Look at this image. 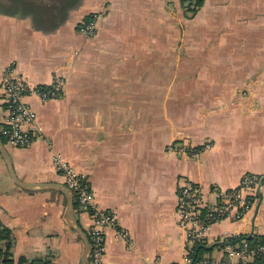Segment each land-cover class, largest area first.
<instances>
[{
  "label": "crops",
  "instance_id": "crops-1",
  "mask_svg": "<svg viewBox=\"0 0 264 264\" xmlns=\"http://www.w3.org/2000/svg\"><path fill=\"white\" fill-rule=\"evenodd\" d=\"M92 17L95 32H82ZM10 68L34 85L62 83L58 97H26L41 127L30 144L1 137L19 179L50 184L21 187L0 150V249L15 263L82 264L57 154L117 218L102 264L219 260L236 237L264 236V0H0V122ZM252 175L261 185L244 187ZM190 183L205 211L219 190H242L251 206L207 220L194 243L180 216ZM74 203L88 233L93 218Z\"/></svg>",
  "mask_w": 264,
  "mask_h": 264
},
{
  "label": "built area",
  "instance_id": "built-area-1",
  "mask_svg": "<svg viewBox=\"0 0 264 264\" xmlns=\"http://www.w3.org/2000/svg\"><path fill=\"white\" fill-rule=\"evenodd\" d=\"M80 30L87 34H93L96 30V18L92 17L83 22ZM2 85L6 97L7 116L0 123L1 137L13 145L26 146L41 132V127L37 123V113L26 101V97L35 95L43 101L58 97L61 94L62 83L59 81L51 87L34 85L26 80L18 79L10 68L3 77ZM210 146L207 145V147ZM174 148L176 147H172L171 144L170 150H175ZM177 150L183 152L187 150V147L181 145L177 147ZM54 163L65 178V184L74 192L78 207L88 211L93 218L89 232L92 245L89 264H102L105 252L103 231L107 226H115L117 218L114 213L102 209L97 204L91 186L84 181L83 175L77 172L69 161L57 154L54 156ZM259 180L260 178L256 175L246 176L243 185L250 188L259 187L261 185ZM202 194L201 186L195 183L184 185L180 192L181 221L188 227V233L194 243L203 241L208 228L207 220L218 219L235 208L238 209L239 215H244L251 206V202L242 193V190H219L216 194L220 203L211 208L205 206L206 211L203 212ZM126 234L123 233V235ZM239 242V245L229 246L230 250L224 259L202 257L196 260L195 264H233L234 258H239L238 261L245 264L250 257H264V243L253 245L248 239H242ZM6 258L0 249V264H5Z\"/></svg>",
  "mask_w": 264,
  "mask_h": 264
},
{
  "label": "water",
  "instance_id": "water-1",
  "mask_svg": "<svg viewBox=\"0 0 264 264\" xmlns=\"http://www.w3.org/2000/svg\"><path fill=\"white\" fill-rule=\"evenodd\" d=\"M1 123V122H0ZM0 150L5 158V161L7 163V166L9 168L10 174L13 177L14 181L19 184L21 187L23 188H27V189H36V188H42V187H46L49 186V183H29V182H25L22 181L21 179H19V177H17L14 167H13V163L11 161L10 155L1 139V134H0ZM58 187L65 193V195L67 196L68 199V205H67V215H69V220L71 222V225L76 229V231H78L85 242V251H84V255H83V260H82V264H89V258H90V253H91V249H92V245L90 242V237L88 235V233H85L83 231V229L79 226L75 215H74V211H75V203H74V192L72 191L71 188H69L67 185H63V184H58Z\"/></svg>",
  "mask_w": 264,
  "mask_h": 264
},
{
  "label": "trees",
  "instance_id": "trees-1",
  "mask_svg": "<svg viewBox=\"0 0 264 264\" xmlns=\"http://www.w3.org/2000/svg\"><path fill=\"white\" fill-rule=\"evenodd\" d=\"M200 1L201 0H198V3H200ZM89 19H91V18H89ZM88 19V20H89ZM87 20V21H88ZM5 140V139H4ZM206 208V207H205ZM203 212H205V209L203 208ZM6 230H0V239L2 238V237H5L6 235H5V232ZM89 232H90V230L88 231V235H89ZM236 238H244V239H248L253 245H256V244H259V243H264V236H262V237H256V238H253V237H246V236H238V237H236ZM204 249V246H196V248L194 249V253H193V257L196 259V258H198L199 257V255H200V253H201V251ZM259 260H261V262H264L263 260H264V257H261V258H258ZM23 262H17V263H15L12 259H10V258H6L5 259V264H22ZM39 264H49V262H45V263H39Z\"/></svg>",
  "mask_w": 264,
  "mask_h": 264
},
{
  "label": "rangeland",
  "instance_id": "rangeland-1",
  "mask_svg": "<svg viewBox=\"0 0 264 264\" xmlns=\"http://www.w3.org/2000/svg\"><path fill=\"white\" fill-rule=\"evenodd\" d=\"M6 143H8V144H11V143H9L8 141H6V140H4ZM11 145H13V144H11ZM28 264V263H27Z\"/></svg>",
  "mask_w": 264,
  "mask_h": 264
}]
</instances>
